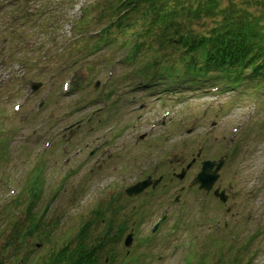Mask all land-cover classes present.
I'll return each instance as SVG.
<instances>
[{
    "label": "rangeland",
    "instance_id": "rangeland-1",
    "mask_svg": "<svg viewBox=\"0 0 264 264\" xmlns=\"http://www.w3.org/2000/svg\"><path fill=\"white\" fill-rule=\"evenodd\" d=\"M79 1L63 14L55 9L48 14L53 8L46 7L49 3L38 5L39 0L25 3L22 13L18 14L16 4L8 7L4 15L0 13V254L7 257L4 264H23L24 252L15 254L8 234L24 204L10 211L7 207L13 196L22 192L26 185L21 181H27L35 165L42 167L46 187L37 208L40 212L47 209L44 222H53L50 227L55 242L75 236L93 218L95 209L109 202L111 205L102 212L105 221L99 218L89 231L103 235L110 217L118 224L127 223L126 232L106 248L109 252L101 253L111 260L116 257L117 264L130 255V264L134 260H138L135 264H183L186 257L188 264H199L210 257L218 239L242 245L253 232L256 239L247 251L238 250L237 257L241 264H248V259L250 264H264V108L252 94L214 91L204 84H185L171 91L165 90L164 84L151 86V90L141 85L134 89L127 78L130 64L118 63L115 70L107 69L102 57H111L112 51L105 46L92 53L83 46L81 31L73 27L82 13V0ZM89 2L103 5L106 0L84 1ZM98 12L94 8L93 16ZM105 23L103 18L88 28L98 31ZM97 80L101 85L96 88ZM32 81L42 84L28 93L27 86ZM65 82L70 83V91L64 88ZM108 88L112 92L109 96ZM42 100L45 102L39 107ZM18 103L23 107L20 111L15 109ZM142 104L146 106L139 110ZM156 122L158 125L151 130V124ZM258 122L262 124L260 128ZM233 127L240 129L234 144L228 145L226 136ZM35 131L37 136H43L40 142L35 140ZM146 132L149 135L141 139ZM47 140L52 142L44 152ZM237 144L241 146L240 153L235 150L230 160V152ZM89 147L99 149L85 159ZM199 151L202 159H219L220 154H227L220 182L231 193L228 205L233 215L228 216L226 208L220 209L211 196L195 190L184 191L181 201L175 202L180 185L171 182L165 189L157 187L137 196L127 195L126 187L152 169L151 158L159 163L152 175L158 177L167 171L162 181L167 183L180 162L183 165ZM64 154L72 156V169H64L52 181ZM15 172L23 174L20 182H15ZM12 187L16 191L11 195ZM7 195L5 204L2 200ZM201 197L207 199L206 204L200 203ZM48 198L52 203L45 208ZM167 205L171 207L170 218L152 232ZM180 205L186 206L184 217H178ZM229 217L231 226L226 235L216 234L214 220L219 218L222 228ZM132 228L135 239L127 248L124 239ZM25 229L26 224L22 232ZM41 232L28 235L24 244V249L32 251L30 264L48 249L40 243ZM191 236L197 237L190 240ZM217 263L216 257L204 261Z\"/></svg>",
    "mask_w": 264,
    "mask_h": 264
},
{
    "label": "trees",
    "instance_id": "trees-1",
    "mask_svg": "<svg viewBox=\"0 0 264 264\" xmlns=\"http://www.w3.org/2000/svg\"><path fill=\"white\" fill-rule=\"evenodd\" d=\"M98 7L101 16L109 17L101 38L126 47L128 61H142L139 72L146 78H175L182 72L181 81L188 83L223 81L234 88L250 81L264 89V0H227L225 4L221 0H106ZM42 194L43 181L36 171L26 191L11 201V205H25L27 231L21 239L22 218H17L10 241L15 254L24 252L21 259L26 264L31 263L32 251L24 249V238L50 224L43 222L44 214L34 215ZM50 234L40 238L50 247L37 254L34 264H109L99 254L105 239L94 238L89 222L63 242L53 241ZM249 246L250 242L238 249ZM6 258L0 254V264ZM217 264H241V259L223 260L222 256Z\"/></svg>",
    "mask_w": 264,
    "mask_h": 264
},
{
    "label": "water",
    "instance_id": "water-1",
    "mask_svg": "<svg viewBox=\"0 0 264 264\" xmlns=\"http://www.w3.org/2000/svg\"><path fill=\"white\" fill-rule=\"evenodd\" d=\"M99 83V82H98ZM97 83V84H98ZM34 87L37 88L38 87V84H34ZM214 164V162L212 161H205L204 163V169L203 171L199 174V178L200 180L202 181V186H207V188H211L213 182L217 179L218 177V174H217V171L218 169L221 167V163L218 164V167L217 169L214 171L213 174H210L209 173V170H210V167H212ZM145 186H147V183L144 184L143 186H133L131 188L128 189V192L130 194H133L134 192L137 193L141 190H143L145 188ZM132 242V235L130 234L127 238V244L130 245Z\"/></svg>",
    "mask_w": 264,
    "mask_h": 264
},
{
    "label": "flooded vegetation",
    "instance_id": "flooded-vegetation-1",
    "mask_svg": "<svg viewBox=\"0 0 264 264\" xmlns=\"http://www.w3.org/2000/svg\"><path fill=\"white\" fill-rule=\"evenodd\" d=\"M183 168H184V167H182V169H183ZM177 173H178V172L174 171V172H173L174 175L170 177V179H171L172 182L178 180V179H177ZM221 183H222V182H221ZM215 187H217V183H216Z\"/></svg>",
    "mask_w": 264,
    "mask_h": 264
}]
</instances>
